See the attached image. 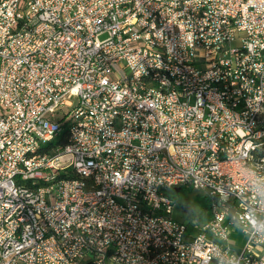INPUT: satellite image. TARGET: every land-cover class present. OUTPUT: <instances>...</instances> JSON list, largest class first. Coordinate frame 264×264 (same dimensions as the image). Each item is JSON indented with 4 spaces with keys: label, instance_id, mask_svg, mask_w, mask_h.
<instances>
[{
    "label": "built area",
    "instance_id": "1",
    "mask_svg": "<svg viewBox=\"0 0 264 264\" xmlns=\"http://www.w3.org/2000/svg\"><path fill=\"white\" fill-rule=\"evenodd\" d=\"M262 97L264 0H0V264H264Z\"/></svg>",
    "mask_w": 264,
    "mask_h": 264
},
{
    "label": "bare ground",
    "instance_id": "2",
    "mask_svg": "<svg viewBox=\"0 0 264 264\" xmlns=\"http://www.w3.org/2000/svg\"><path fill=\"white\" fill-rule=\"evenodd\" d=\"M199 15L214 16V9H211L209 6H200ZM161 75H169V67H161ZM262 109H264V97H262ZM252 112H260V104H253ZM246 141L259 144L240 146L239 160L250 159V170L255 171L256 175H264V159H262V156L259 159L256 158L257 150L264 146V135L252 136V134H242V137H238V144H246ZM211 178H218V171H211ZM227 190L232 193L249 194L252 191V184L227 181ZM253 194H260V187H253Z\"/></svg>",
    "mask_w": 264,
    "mask_h": 264
},
{
    "label": "trees",
    "instance_id": "3",
    "mask_svg": "<svg viewBox=\"0 0 264 264\" xmlns=\"http://www.w3.org/2000/svg\"><path fill=\"white\" fill-rule=\"evenodd\" d=\"M65 141H66V130H63L51 144L52 145L61 144L64 143ZM261 156H264V146H262L256 152L257 159H259ZM180 191H182V188L180 189ZM177 197L180 196L177 195ZM195 202L200 203V207L202 209H200L199 212H196L194 210L193 205L188 203V198L186 196H183V198L181 199L180 198L177 199V206L187 212L188 218L196 217L197 219L202 220L203 217L207 216L205 212L208 209V200L204 196L196 195Z\"/></svg>",
    "mask_w": 264,
    "mask_h": 264
},
{
    "label": "rangeland",
    "instance_id": "4",
    "mask_svg": "<svg viewBox=\"0 0 264 264\" xmlns=\"http://www.w3.org/2000/svg\"><path fill=\"white\" fill-rule=\"evenodd\" d=\"M175 194H176V196L179 195L180 199L183 198V196H186L188 198V203L193 205L194 210L196 212H199L200 209H202L200 207V203L195 202V196L196 195L202 196L199 192L194 191L193 189L188 188V187H183L182 191L176 192ZM180 211L177 210V213L179 215L182 212V211L181 212ZM244 242H245V238L242 237L240 234H238V232H235L233 230L230 231L228 244L230 245V247L233 250L239 252L243 248Z\"/></svg>",
    "mask_w": 264,
    "mask_h": 264
},
{
    "label": "water",
    "instance_id": "5",
    "mask_svg": "<svg viewBox=\"0 0 264 264\" xmlns=\"http://www.w3.org/2000/svg\"><path fill=\"white\" fill-rule=\"evenodd\" d=\"M175 191H176V192H179V191H180V188H179V187H176V188H175Z\"/></svg>",
    "mask_w": 264,
    "mask_h": 264
}]
</instances>
